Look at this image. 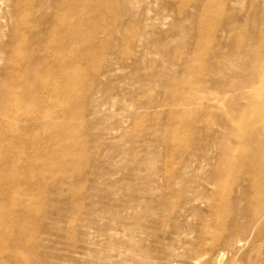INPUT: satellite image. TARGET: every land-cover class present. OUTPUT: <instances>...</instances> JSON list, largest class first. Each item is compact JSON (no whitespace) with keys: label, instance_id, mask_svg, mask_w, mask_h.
<instances>
[{"label":"bare ground","instance_id":"1","mask_svg":"<svg viewBox=\"0 0 264 264\" xmlns=\"http://www.w3.org/2000/svg\"><path fill=\"white\" fill-rule=\"evenodd\" d=\"M190 1L180 0L182 6ZM192 3L195 12L182 18L188 22L187 27L181 28L178 22H173L171 28L180 33L195 31L200 42L189 50L184 45L177 46L176 53H186L185 59L172 56L168 60L170 66L176 67L172 74L160 72L151 77L164 80L176 95L168 116L171 123L168 146L172 148L175 142L180 147L186 146L192 143L189 131L204 128L202 147L216 152L213 156H202L203 161L213 164H209L211 177L192 174L189 160L184 162L182 172L163 184L154 180L156 174L150 170L144 182L137 181L127 200H118L115 211L89 209L80 214L78 231L83 237L94 227L104 236L107 249L116 251L115 255L104 253V264H147L150 260L163 264H224V256L234 249L232 241L240 245L264 239V0H250L241 23L231 21L225 26V32L234 36L229 48L236 54L217 50L209 57L205 54L210 48L202 37L205 34L212 37V25L217 24L216 18L226 11L227 0H193ZM1 7L4 11L0 22L7 19L12 28L7 34L8 41L0 42L3 62L0 69V181L5 179V183L0 182V264H51L48 259L55 260L58 256L41 253L45 240L33 228L26 231L28 224L36 222V216L31 213L34 203L24 196L35 194L36 201L40 199L42 179L30 177L39 170L35 162L53 163L57 156L55 136L59 141L80 133L78 124L69 128V118L82 121L89 115H98L108 104L110 107L115 104L114 99L111 101L106 96L111 92L107 88L102 90L100 104H93L88 97L93 91L88 82L96 81L95 70L82 77L89 86H74V92L84 94L81 100L85 97L88 104L85 112L76 117L71 108L69 111V43L80 39L82 34L94 36L97 33L102 22L100 15L105 10L104 0H0ZM148 15L145 10L139 17L148 19ZM69 20L91 21L92 25L83 30L70 25ZM172 29L167 33L174 34ZM125 58L139 63L137 58ZM90 63L91 60L87 61V67H92ZM216 74L220 79L213 77ZM105 76L109 86L112 75L107 72ZM72 79L80 78L73 76ZM184 85L186 95L179 92V87ZM206 86L218 96L207 99L206 103H211L196 112L194 104H201L203 98L193 103L187 98ZM219 105L223 108L218 109ZM150 107L145 104L144 108ZM189 114H198L199 121H190ZM129 117L133 122L138 119L137 114ZM57 118L60 123L56 122ZM210 120L218 124V132L209 134L205 124ZM33 133L35 136L31 139ZM62 149L70 161L80 159L77 150ZM52 166L57 167L55 162ZM40 169L44 174L52 171L48 165ZM228 178L232 179L230 183ZM228 185L236 190L234 196ZM97 189L109 192L106 187ZM15 211L18 217L11 215ZM6 213L9 217L5 221ZM222 217L228 218L227 225ZM38 223L44 226L42 221ZM216 229L222 237L214 232ZM41 232L48 233L47 227ZM119 237H125V242L117 240ZM191 237L193 240L189 239ZM86 251L81 248L76 253ZM124 252L133 257H123Z\"/></svg>","mask_w":264,"mask_h":264},{"label":"rangeland","instance_id":"2","mask_svg":"<svg viewBox=\"0 0 264 264\" xmlns=\"http://www.w3.org/2000/svg\"><path fill=\"white\" fill-rule=\"evenodd\" d=\"M238 1L233 3L232 0H227L226 11L216 18L217 24H211L214 29L212 37L209 38V34L202 37V41L210 48L205 56L209 57L217 50L226 54H236L229 48L234 36L226 33L224 28L231 21L240 24L241 18L247 14L250 0ZM192 2L193 0L188 2L187 6H182L180 0H117L116 2L104 0L105 10L100 15L102 22L97 27V33L94 36L82 34L80 39L69 43V111L71 108L76 117L85 112L84 109L88 104L85 97L81 100L84 94L79 91L74 92V86L85 84L86 80L84 82L82 77L90 75L95 70L96 81L88 82L93 88L88 97L93 104H100L102 90L106 91L107 88L111 92L106 96L111 101L114 99L115 104L111 107L108 104L98 115H89L82 121L69 118V128L73 124H78L80 133L77 136L69 135V139L59 141L55 136L57 146L54 150L57 156L54 157L53 163L35 162L39 170L35 171V176L30 179H42L43 192L38 201L35 194L24 196V199L34 203L31 213L37 219L35 223L28 224L26 231L33 228L45 240L46 244L41 253L51 252L58 256L55 260L48 259L51 264H104V253L111 252L115 255L116 251L107 249L104 236L96 232L94 227L87 230V235L83 237L78 231L81 226L79 215L89 209L101 211L110 208L115 211L118 200H127L137 181L144 182L150 170L156 174L154 180L163 184L182 172L184 162L189 160L192 174L211 177L212 169L209 164L212 163L203 161L202 156L206 154L213 156L216 152L215 149L206 150L202 147L205 142L204 128L195 127L189 131L192 143L180 147V144L175 142L173 149L168 146L167 140L171 134L168 128L171 124L168 122V116L176 95L164 80L151 77L160 72L172 74L176 69L169 65L168 60L172 56L185 59L186 53H176L177 46L184 45L186 50H189L196 42H200L195 31L180 33L178 29L171 28L173 22H178L181 28L187 27L188 22L182 18L185 14L195 12ZM254 7L257 9V5ZM145 10L149 12L148 19L139 17V14ZM3 11L4 7H1L0 15ZM157 14L162 15L157 16ZM164 16H167L166 19ZM69 24L86 30L91 28L92 22L69 20ZM0 27V42L6 43L12 25L6 19L0 22ZM170 29L174 30V34L167 33ZM151 44L156 45V49H153ZM125 57L137 58L139 63L134 64L132 59ZM89 60L93 68L87 67L86 63ZM230 62L232 60H229ZM2 68L3 62L0 58V69ZM107 72L112 75L109 86L105 83ZM73 76H79L80 79L78 81L72 79ZM213 77L220 79L218 74ZM179 92L186 95V86H180ZM217 96L213 89L206 86L204 90H195L189 94L187 100L193 103L195 99L203 98L201 104H194V110L198 112L211 103V101L206 103L207 99L211 100ZM145 104L152 107L146 109ZM221 106L219 105L218 109ZM131 114L138 115L136 122L129 117ZM108 115L110 117L103 120V117ZM188 119L199 121L200 118L198 114H189ZM56 122L61 121L57 118ZM205 127L209 134L220 130L218 124L212 120L207 122ZM107 128L110 129L104 131ZM44 132L47 133L48 130ZM44 132L41 134L43 135ZM34 136L35 133L30 135V138L34 139ZM62 147L69 148V152L77 150L80 159L70 161L65 153L63 154L65 151ZM54 162L57 167L52 166ZM44 165L52 168L50 174L41 171L40 168ZM4 180L2 178L0 182L3 184ZM228 180L230 183L232 179L228 178ZM242 180L241 175L239 182L241 183ZM100 187H106L109 192L97 189ZM227 187L231 196H234L236 190L233 186ZM14 197L19 199L17 196ZM77 204L81 206L76 208ZM11 215L18 217L19 213L15 211ZM3 216L5 221L9 217L7 213ZM222 220L227 222L226 225L228 224V218L222 217ZM41 221L44 224L42 227L38 223ZM45 226L48 233H40ZM220 234L222 237L223 234ZM189 239L193 240L192 237ZM117 240L125 242V237H119ZM232 243L234 249L226 253L224 264L228 262L229 264H264V239L256 243L251 241L240 245H236L235 241ZM81 248L87 250L85 254L76 253ZM122 255L127 258L133 257V254L128 252ZM158 263L155 260L147 262V264Z\"/></svg>","mask_w":264,"mask_h":264}]
</instances>
